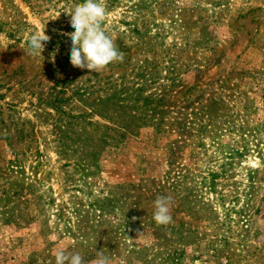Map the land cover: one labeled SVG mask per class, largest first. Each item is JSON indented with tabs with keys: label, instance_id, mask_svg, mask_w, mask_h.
Segmentation results:
<instances>
[{
	"label": "rangeland",
	"instance_id": "1",
	"mask_svg": "<svg viewBox=\"0 0 264 264\" xmlns=\"http://www.w3.org/2000/svg\"><path fill=\"white\" fill-rule=\"evenodd\" d=\"M83 2L0 0V264H264V0H104L96 73L60 34Z\"/></svg>",
	"mask_w": 264,
	"mask_h": 264
},
{
	"label": "clouds",
	"instance_id": "2",
	"mask_svg": "<svg viewBox=\"0 0 264 264\" xmlns=\"http://www.w3.org/2000/svg\"><path fill=\"white\" fill-rule=\"evenodd\" d=\"M67 14L71 17L70 25L74 31L60 34L71 40L70 63L73 67L96 73L110 63L123 60V53L102 28L107 15L104 0H84ZM50 39L45 29L31 33L27 41L31 54L43 50L45 42ZM170 203V197L158 196L155 199L153 219L157 224L167 225L172 221ZM145 240V233H138L136 242L143 243ZM54 256L55 264H85L84 257L79 252H69L65 248L57 250ZM87 264H113V261L101 250L96 251V258Z\"/></svg>",
	"mask_w": 264,
	"mask_h": 264
},
{
	"label": "trees",
	"instance_id": "3",
	"mask_svg": "<svg viewBox=\"0 0 264 264\" xmlns=\"http://www.w3.org/2000/svg\"><path fill=\"white\" fill-rule=\"evenodd\" d=\"M143 107L147 108L148 107L147 103L143 104ZM194 124H196V123H194ZM209 176L211 177V182H210L211 186L210 187H211V189H213V187H214L213 183H214V180L216 179V175H211L210 174ZM181 179H183V177H181L180 174L176 173L175 177L172 179V183H171L170 187L171 188H176V187L180 186L182 184V182L180 181ZM203 183L204 182H201L202 185H203Z\"/></svg>",
	"mask_w": 264,
	"mask_h": 264
}]
</instances>
